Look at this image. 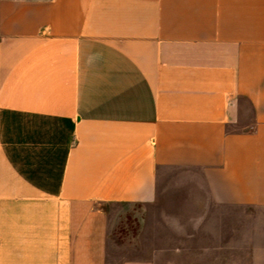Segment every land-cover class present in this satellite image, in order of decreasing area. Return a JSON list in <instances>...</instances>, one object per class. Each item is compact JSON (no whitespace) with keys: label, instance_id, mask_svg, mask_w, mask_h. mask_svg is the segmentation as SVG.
<instances>
[{"label":"crops","instance_id":"obj_1","mask_svg":"<svg viewBox=\"0 0 264 264\" xmlns=\"http://www.w3.org/2000/svg\"><path fill=\"white\" fill-rule=\"evenodd\" d=\"M126 206L123 264H264V0H0V264H108Z\"/></svg>","mask_w":264,"mask_h":264},{"label":"rangeland","instance_id":"obj_2","mask_svg":"<svg viewBox=\"0 0 264 264\" xmlns=\"http://www.w3.org/2000/svg\"><path fill=\"white\" fill-rule=\"evenodd\" d=\"M178 183V182H176ZM169 198H171L169 196ZM185 201L187 199L186 194H182L180 197H174V199ZM166 211V210H165ZM192 211V210H191ZM184 212L187 214V209H179L174 208V210H167V213L170 216H176ZM140 220V213L138 207H123L119 209L112 225V241L110 243V253L108 256V264H123L124 261L129 259H136L139 257L140 254L144 255L141 251L139 252L138 249V231H139V222ZM176 220V219H175ZM156 218V210L152 209L150 211L149 222H148V241L149 238L152 241L153 245V238L155 232V224L157 223ZM181 222V225H180ZM180 222L176 221V223L171 225L169 223H164L160 226V229L163 233H171V231L176 230L178 227L181 228V232H186L188 227H186V222L183 219H180ZM183 222V223H182ZM147 241V242H148ZM150 245V248H151Z\"/></svg>","mask_w":264,"mask_h":264}]
</instances>
